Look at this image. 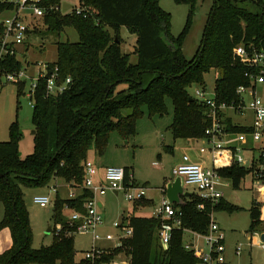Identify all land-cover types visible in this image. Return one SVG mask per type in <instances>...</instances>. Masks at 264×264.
I'll list each match as a JSON object with an SVG mask.
<instances>
[{
	"label": "trees",
	"instance_id": "trees-1",
	"mask_svg": "<svg viewBox=\"0 0 264 264\" xmlns=\"http://www.w3.org/2000/svg\"><path fill=\"white\" fill-rule=\"evenodd\" d=\"M83 13L74 11L61 15L51 10L43 18L46 30L57 35L72 28L78 35L76 42H57L56 60L60 77H70L71 83L60 95L46 96L43 83L33 93L31 124L33 148L21 159L18 143L21 139L17 122L8 128L9 138L0 142V204L3 217L0 229L8 228L11 247L0 254V264H89L77 259L73 236L75 227L65 212L82 213L90 193L80 189L83 182V163L93 149L101 156L108 137L117 132L127 140L136 133V123L146 111L149 117L166 114L165 100L173 106L170 132L173 140H199L208 126L204 107L190 97L191 86L205 87L204 76L216 70L214 93L219 101L235 99V89L246 84V66L234 56L235 46L242 44L264 52V3L262 0H212L206 16L199 45L189 60L183 54L185 36L195 14L196 4L202 0H172L186 5L184 27L177 37L170 33V14L159 6V0H77ZM60 0H47L42 7L58 6ZM262 8L260 13L247 9L249 4ZM93 7V14L87 9ZM9 10L0 5V14ZM120 27L136 36V63H129V55L122 53L118 39ZM1 29V28H0ZM21 70L16 56L6 55L0 60V77ZM145 74L152 75L144 82ZM1 87V83H0ZM24 83L16 84V109L23 95ZM238 132V129H233ZM124 185L128 186V169L124 168ZM238 188L244 171L234 166L221 171ZM62 180L71 188H79L76 197L54 201L52 222L53 241L49 247L33 249L28 211L22 188L47 185ZM133 184V182H132ZM200 201L193 195L174 205L181 213L182 228L206 233L211 206L197 210ZM144 199L135 206L147 205ZM68 207V210H66ZM215 210L233 213L237 207L221 200ZM253 222L258 210L251 206ZM132 236L124 243L123 251L130 264H196L190 252L183 249L181 230H175L166 250L158 244L156 230L159 220L153 217H129ZM58 228V230H55ZM118 251H114L116 253ZM107 259V258H106Z\"/></svg>",
	"mask_w": 264,
	"mask_h": 264
},
{
	"label": "built area",
	"instance_id": "built-area-1",
	"mask_svg": "<svg viewBox=\"0 0 264 264\" xmlns=\"http://www.w3.org/2000/svg\"><path fill=\"white\" fill-rule=\"evenodd\" d=\"M46 1L0 0V5L9 7L3 13L10 14L0 22V60L6 55L16 56L17 47L27 38L28 17L42 19L51 10H58L57 5L42 7L41 4ZM83 10L78 4L73 11L80 15ZM233 54L247 68L243 75L247 83L235 89V99L230 102L219 101L214 91L210 94L204 87L196 89L192 96L205 109L208 126L203 137L197 141L202 143L198 149L199 154L207 156L209 164H197L188 156H183L181 162L172 170L173 176L183 178L184 190L191 188L190 194L200 201L197 205L198 211L203 212L205 204L211 206L206 233L200 234L182 228L180 210L165 199L163 189L160 204L152 213V217L159 220L156 237L161 249L166 250L172 233L181 230L182 247L197 260L196 264H229L226 259V236L214 221L213 215L214 207L224 200L223 190L235 188L232 179L221 173L223 169L232 166L244 171V175L239 178L238 187L241 181L249 177L250 190L258 195L252 202L253 207L258 210V216L251 229L244 234L245 245L236 243L233 255L240 256L245 248L247 251L252 247L264 250V215L260 212L264 207V101L259 98L257 91L258 87L264 85V52L251 46L247 50L239 44L234 47ZM3 76L6 82L15 84L24 83L25 78L32 81L28 95L31 108L34 104L33 93L39 83H43L46 96L62 94L71 83L70 77H60L57 67H50L49 63L40 64L35 71V77H27L25 69ZM124 178V169L107 167L103 168L100 175L98 167L90 160L83 163V182L80 189L88 191L90 197L86 199L82 213H69V223L75 227L74 234L90 236L91 248L81 255V259L89 264H130V257L122 249L132 236V228L123 220L121 223L111 224L114 234L103 232L104 218L99 205V199L107 193L123 194L125 200L130 202L145 198V188L134 187L129 173V185L125 186ZM75 197L74 192L69 193L68 198ZM33 203L40 208H46L50 199L48 196H38L33 198ZM179 204H182L181 198ZM115 250L118 252L114 253Z\"/></svg>",
	"mask_w": 264,
	"mask_h": 264
},
{
	"label": "rangeland",
	"instance_id": "rangeland-1",
	"mask_svg": "<svg viewBox=\"0 0 264 264\" xmlns=\"http://www.w3.org/2000/svg\"><path fill=\"white\" fill-rule=\"evenodd\" d=\"M264 3V0H262ZM212 0L198 1L191 25L185 36L182 51L187 60L191 59L199 45L206 16ZM77 0H60L57 12L61 15L71 13ZM162 10L170 14V33L177 37L182 31L188 13L186 5H176L172 0H159ZM75 7V8H74ZM91 14L93 7L87 8ZM247 9L253 13H260L261 9L256 4H249ZM72 10V11H71ZM71 11V12H70ZM10 16L9 13L0 14V22ZM28 32L24 43L17 47L16 58L20 61L21 70L25 69L27 77H35V71L40 64L52 63L56 60L57 42H76L78 35L72 28H65L63 32L51 33L46 30L42 19L28 17ZM110 37L118 39L122 53L129 55V63L135 64L137 59L133 53L136 46V36L130 34L125 27H120L118 33L109 32ZM38 65V66H37ZM37 66V67H36ZM218 76L216 70H211L204 76L205 90L212 93L215 79ZM152 75L145 74L144 82L151 79ZM0 142L8 140V128L14 121L17 122L21 139L18 143V154L21 159L31 154L33 148L31 124V101L28 95L31 92L32 81L24 79L23 95L18 98L16 109V84L6 82L5 77H0ZM199 86H191L187 92L192 98L194 91ZM258 96L264 101V85L258 87ZM166 114L149 117L145 111L136 123L134 136L124 140L117 132H112L108 137L105 152L97 155L93 149L88 152L87 159L99 168L117 167L127 168L131 181L136 188H145V198L151 202L147 205L135 206L134 202L125 200L123 194L117 197L107 193L100 198L103 202L104 214L103 232L114 234L111 224L121 223L129 217H151L153 210L157 208L162 199L161 189L173 178L172 170L183 156L194 158L192 162L200 163L198 152L201 141L197 140H173L170 132V124L173 120V106L170 100H165ZM206 159V165H208ZM205 165V164H204ZM225 202L238 208L233 213L224 210L214 211V221L226 236V258L229 264H264V250L252 247L250 251L242 250L240 256L233 255V247L236 243L245 245L244 234L251 229L253 213L250 210L253 200L258 195L250 190V179L246 177L238 188L229 187L223 190ZM23 201L28 211L29 224L32 232L31 247L35 250L41 247H49L53 241L54 226L52 213L56 197L66 200L70 192L79 193V188H71L62 180H51L47 185L34 188H22ZM191 193V188H186ZM48 196L50 203L46 208H40L33 203V198ZM264 215V207L260 209ZM70 212H65L69 214ZM187 238V237H186ZM74 249L77 251V259L85 251L91 248L90 236L77 233L73 236ZM58 264V263H56Z\"/></svg>",
	"mask_w": 264,
	"mask_h": 264
},
{
	"label": "water",
	"instance_id": "water-1",
	"mask_svg": "<svg viewBox=\"0 0 264 264\" xmlns=\"http://www.w3.org/2000/svg\"><path fill=\"white\" fill-rule=\"evenodd\" d=\"M34 134V131L31 132ZM191 194L184 190L183 178L181 176H173L171 181H169L165 186V199L173 204L178 205L180 203V198H189ZM264 240V236L262 237Z\"/></svg>",
	"mask_w": 264,
	"mask_h": 264
},
{
	"label": "crops",
	"instance_id": "crops-1",
	"mask_svg": "<svg viewBox=\"0 0 264 264\" xmlns=\"http://www.w3.org/2000/svg\"><path fill=\"white\" fill-rule=\"evenodd\" d=\"M200 156H201V158H200V161L201 162L200 163H197V164H205L206 165V159H208V157L205 156V155H200ZM189 158H190L191 161H194L193 160L194 158H192V157H189ZM180 162H181V159L178 161V164ZM98 169H99V174L101 175L103 168H99L98 167ZM162 189L165 190V187L162 188ZM112 196L117 197L118 195L112 194ZM162 196H163V194H162ZM182 199H183V197H181V201H182ZM144 200L151 202L150 200H148L146 198H144ZM99 202H100L99 205L101 206V212H102L103 202H102L101 199H99ZM2 217H3V207L0 204V221H1ZM151 217H152V215H151ZM103 218H104V214H103ZM11 245H12V240H11V234H10L9 229L8 228L0 229V254H2L3 252H5L6 250H8L11 247ZM228 263H230V262L228 261Z\"/></svg>",
	"mask_w": 264,
	"mask_h": 264
}]
</instances>
